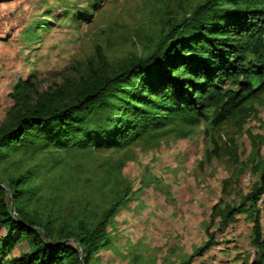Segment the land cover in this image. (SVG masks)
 <instances>
[{
  "label": "trees",
  "instance_id": "16d2710c",
  "mask_svg": "<svg viewBox=\"0 0 264 264\" xmlns=\"http://www.w3.org/2000/svg\"><path fill=\"white\" fill-rule=\"evenodd\" d=\"M16 31L0 42L11 44ZM9 80L0 124V264H88L108 242V223L131 184L123 160L106 158L107 168L85 176L79 160L170 132L185 137L208 111L214 133L236 128L222 143L213 135L208 153L231 172L211 206L205 241L179 264H264L256 208L264 133L251 123L264 108V0H202L145 52L69 85L32 93V74ZM243 220L249 229L240 235Z\"/></svg>",
  "mask_w": 264,
  "mask_h": 264
},
{
  "label": "rangeland",
  "instance_id": "374dc122",
  "mask_svg": "<svg viewBox=\"0 0 264 264\" xmlns=\"http://www.w3.org/2000/svg\"><path fill=\"white\" fill-rule=\"evenodd\" d=\"M200 1L6 0L0 4V35L17 31L11 44L0 42V124L10 106L12 76L32 74L33 93L69 85L93 70L114 68L145 52L162 28ZM19 5L22 10L12 13ZM210 115L208 111L185 137L170 132L119 150L94 151L79 160L82 176L106 158L123 160L122 175L131 184L108 223V242L88 264H179L205 241L211 206L231 172L223 159L208 155L211 137L222 143L236 131L226 124L214 133ZM251 123L260 124L264 133V108ZM248 181L246 174L243 182ZM256 208L264 231V194ZM248 229L243 220L236 232L243 235ZM254 254L255 249H249L248 261ZM261 255L264 262V249Z\"/></svg>",
  "mask_w": 264,
  "mask_h": 264
}]
</instances>
